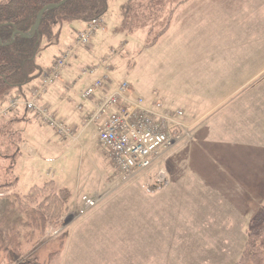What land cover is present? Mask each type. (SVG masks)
Wrapping results in <instances>:
<instances>
[{"label": "rangeland", "instance_id": "1", "mask_svg": "<svg viewBox=\"0 0 264 264\" xmlns=\"http://www.w3.org/2000/svg\"><path fill=\"white\" fill-rule=\"evenodd\" d=\"M149 3L109 0L93 46L77 51L72 76L64 72L70 65L62 72L72 86L66 97L78 106L88 103L79 83L100 78L105 61L112 81L128 82L147 105L159 100L168 112H184L190 137L149 170L123 179L95 125L65 121L73 137L61 140L25 109L19 122L13 112L0 114V183L12 170L17 194L53 181L71 195L58 230H42L33 225L38 214L15 210L21 253L37 264H236L264 210V0ZM80 24L65 26L64 43ZM63 42L45 49L43 68ZM6 200L0 196V210Z\"/></svg>", "mask_w": 264, "mask_h": 264}, {"label": "trees", "instance_id": "2", "mask_svg": "<svg viewBox=\"0 0 264 264\" xmlns=\"http://www.w3.org/2000/svg\"><path fill=\"white\" fill-rule=\"evenodd\" d=\"M64 1L0 0V103L9 100L14 93L28 99V94L40 83L44 73L39 58L45 49L61 43L66 25L74 22L87 25L104 18L109 5V0ZM149 2L152 8H157L156 0ZM47 7L38 31L33 37H26L32 33L40 14ZM169 26H165L159 38ZM16 32L18 34L13 40ZM6 175L7 178L0 183V196L8 201V206L0 210V264H37L34 257L25 258L21 253V233L15 230L20 220H14L15 210L27 209L38 214L33 218V225L40 224L42 230H58L62 226L70 192L67 189L57 192L54 182L50 181L43 187H33L27 195H20L15 193L19 177L12 170H8ZM12 195H15L13 202L10 201ZM20 219L23 218L20 216ZM23 223L26 224L24 220ZM236 264H264V210L255 218L245 249Z\"/></svg>", "mask_w": 264, "mask_h": 264}, {"label": "built area", "instance_id": "3", "mask_svg": "<svg viewBox=\"0 0 264 264\" xmlns=\"http://www.w3.org/2000/svg\"><path fill=\"white\" fill-rule=\"evenodd\" d=\"M103 25L102 18L87 24L84 30L78 32L76 46L89 47L92 37L103 30ZM76 46L55 59L51 68L44 72L40 84L30 92L28 99L13 97L2 114L7 115L24 108L61 139H71L73 129L68 128L42 101L49 88L62 81V72L76 57ZM102 66L103 76L81 94V98L88 102H93L98 91H105L112 85L107 63L103 61ZM100 68V65L87 67L82 70V75H95ZM132 90L126 81L117 84L112 92L96 99L93 111L83 118L84 127H97L99 141L106 148L120 176L126 180L149 170L164 153L190 137V128L184 121L183 111L168 112L159 100L147 105L146 100ZM79 110L83 111V106H79ZM94 201H87L88 205H85L86 209L81 211V215L86 214L87 209L95 204Z\"/></svg>", "mask_w": 264, "mask_h": 264}, {"label": "crops", "instance_id": "4", "mask_svg": "<svg viewBox=\"0 0 264 264\" xmlns=\"http://www.w3.org/2000/svg\"><path fill=\"white\" fill-rule=\"evenodd\" d=\"M85 27H86V25L80 24L78 30L75 32L76 34L74 33V37L72 39H67V41H65V43L62 40V42L64 43L65 46L62 48L59 56L64 51L68 50L69 48H71V47L73 48V47L76 46L77 33L79 31L84 30ZM63 33H64V30H63L62 34ZM71 40H72V42H71ZM92 46L93 45H90L88 48L90 49ZM79 49H82V47L76 46V55H77V51ZM59 56H57V57H59ZM53 63H54V61L49 66L45 67L43 71L46 72L47 70H49V68H51V66L53 65ZM79 69H81V68H79ZM74 71H75L74 65H72V66L70 65V67L64 71L65 72V76L66 77L72 76L74 74ZM101 76H103V74H101L100 77ZM94 81H95V77L92 78V76H90V78H88L87 80L84 79L81 83H79V85H81L83 87L82 89L85 90L88 87H90L94 83ZM115 83H117V82H115ZM115 83L113 82L112 86L110 85L108 87V89L105 90V91H98L97 94H96V97L93 100V102L96 99L103 98L107 93L112 92L115 89V87H116V84ZM66 85H67L68 88H70V89L72 88V86L70 84L67 83ZM67 87L64 85V82L62 80V82H60V83L56 84L55 86H53L52 88H50V90H48V92L46 93V95L43 98V104H46L48 107H50L52 109V111L60 119H62L64 122L66 121L68 123H73V124L75 122H81V121L83 122L84 116L87 115V114H89V113H91L93 111V109H94L93 102H88V103L85 104V106L83 105L84 106V110L82 111L81 115H78V113H77V111H79L78 108H77L78 105L76 104V102L70 101L66 97V89H67ZM16 96H17V94L14 93L13 96L11 97V99L13 97H16ZM8 101L9 100L7 99V102ZM7 102H5L6 105H7ZM75 110H77V111H75ZM25 116H27V115H25ZM25 116L20 114L19 109L13 112V118H14V121H16V122L21 121V119L23 120V117H25ZM27 119H29V120L30 119H33L34 120L36 118L32 114H28ZM82 122H81V124H82ZM45 128H47V127H45ZM75 128L77 130H79L77 126H75ZM95 131H96V136L95 137L98 138L97 127H95ZM49 143H51V140L50 139H49ZM49 145H51V144H49Z\"/></svg>", "mask_w": 264, "mask_h": 264}, {"label": "water", "instance_id": "5", "mask_svg": "<svg viewBox=\"0 0 264 264\" xmlns=\"http://www.w3.org/2000/svg\"><path fill=\"white\" fill-rule=\"evenodd\" d=\"M65 1H67V0H65ZM65 1H64V2H65ZM64 2H63V3H64ZM60 5H61V4H60ZM47 9H48V7L45 8V9L42 11V13L40 14V17H39V19H38L36 25L34 26V28H33V30H32V33L29 34V35H26V37H33V36L35 35V33L38 31V29H39V27H40L41 19H42V15H43V13H44ZM17 34H18V33L16 32L15 35H14V37H13V40H14V38H15V36H16ZM0 43H1V41H0Z\"/></svg>", "mask_w": 264, "mask_h": 264}]
</instances>
